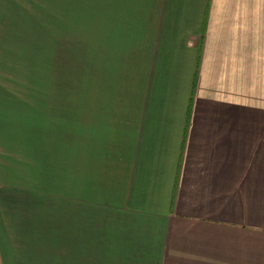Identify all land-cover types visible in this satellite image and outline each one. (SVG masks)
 Wrapping results in <instances>:
<instances>
[{
    "label": "crops",
    "instance_id": "crops-1",
    "mask_svg": "<svg viewBox=\"0 0 264 264\" xmlns=\"http://www.w3.org/2000/svg\"><path fill=\"white\" fill-rule=\"evenodd\" d=\"M8 23L87 25L72 38L124 47L134 80L110 59L88 85L86 51L59 161L44 100L0 112V264H264V127L245 101L264 0H0Z\"/></svg>",
    "mask_w": 264,
    "mask_h": 264
},
{
    "label": "rangeland",
    "instance_id": "rangeland-1",
    "mask_svg": "<svg viewBox=\"0 0 264 264\" xmlns=\"http://www.w3.org/2000/svg\"><path fill=\"white\" fill-rule=\"evenodd\" d=\"M86 27L87 25L77 24H0V112L2 111L4 115H34L38 112V106L40 107L38 102L44 100L45 153L48 158L51 159L53 156L58 161L60 155L64 154V144L69 139L68 135H62L61 131L64 133L67 131L62 123H67L70 118L69 100L74 99L71 92L74 88L78 90L82 82L83 86L85 83L84 78L78 86L74 78L78 79L85 73L87 50L90 55L88 85H91L92 81L91 66L94 68L93 71H96L95 74L97 73L93 82L103 80L113 74L114 67L118 65L112 60H117L120 81L124 82V86H129L128 89L133 87L132 54L130 52L126 54L125 48L122 47L121 52L124 54L117 56L111 51V41L72 38L84 36ZM69 74L74 76L71 77L72 80L70 78V84ZM256 80L262 81L257 88L252 87L249 98L245 99L251 103L253 109L251 120L255 124L253 122L246 125L264 127V73L260 79H254ZM77 94L80 95V92L77 91ZM96 94L100 93L93 91L91 94L94 100L90 105H97ZM78 97L80 99L78 103H82L83 109L84 94ZM110 99L105 98L102 102L108 106ZM29 107H34V110Z\"/></svg>",
    "mask_w": 264,
    "mask_h": 264
}]
</instances>
